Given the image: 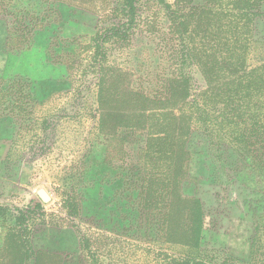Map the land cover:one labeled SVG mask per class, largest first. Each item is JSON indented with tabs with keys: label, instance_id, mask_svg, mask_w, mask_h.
Instances as JSON below:
<instances>
[{
	"label": "rangeland",
	"instance_id": "obj_1",
	"mask_svg": "<svg viewBox=\"0 0 264 264\" xmlns=\"http://www.w3.org/2000/svg\"><path fill=\"white\" fill-rule=\"evenodd\" d=\"M264 0H0V264H264Z\"/></svg>",
	"mask_w": 264,
	"mask_h": 264
},
{
	"label": "trees",
	"instance_id": "obj_2",
	"mask_svg": "<svg viewBox=\"0 0 264 264\" xmlns=\"http://www.w3.org/2000/svg\"><path fill=\"white\" fill-rule=\"evenodd\" d=\"M263 145H264V143H263ZM264 147V146H263ZM263 192H264V190H263Z\"/></svg>",
	"mask_w": 264,
	"mask_h": 264
}]
</instances>
